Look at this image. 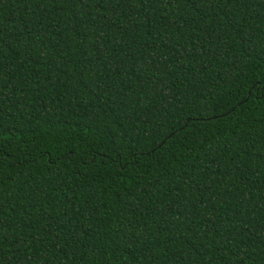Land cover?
<instances>
[{"label": "trees", "instance_id": "obj_1", "mask_svg": "<svg viewBox=\"0 0 264 264\" xmlns=\"http://www.w3.org/2000/svg\"><path fill=\"white\" fill-rule=\"evenodd\" d=\"M0 264H264V0H0Z\"/></svg>", "mask_w": 264, "mask_h": 264}]
</instances>
